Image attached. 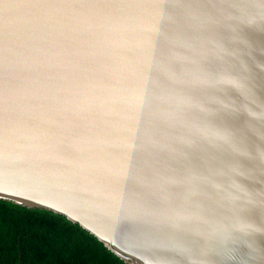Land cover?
<instances>
[{"label":"water","instance_id":"water-1","mask_svg":"<svg viewBox=\"0 0 264 264\" xmlns=\"http://www.w3.org/2000/svg\"><path fill=\"white\" fill-rule=\"evenodd\" d=\"M261 3L0 0V200L127 264H264Z\"/></svg>","mask_w":264,"mask_h":264},{"label":"trees","instance_id":"trees-1","mask_svg":"<svg viewBox=\"0 0 264 264\" xmlns=\"http://www.w3.org/2000/svg\"><path fill=\"white\" fill-rule=\"evenodd\" d=\"M0 264H127L65 216L0 200Z\"/></svg>","mask_w":264,"mask_h":264},{"label":"snow or ice","instance_id":"snow-or-ice-1","mask_svg":"<svg viewBox=\"0 0 264 264\" xmlns=\"http://www.w3.org/2000/svg\"><path fill=\"white\" fill-rule=\"evenodd\" d=\"M132 6V5H130ZM162 9H165L166 6L165 5H161L160 6ZM182 8H185V9H192V6H187V5H182L180 6ZM236 7H239L241 10H244V9H247V8H252V7H256V5H238ZM260 8L264 9V0H262V3L259 5ZM183 13L181 14H176V13H167L166 11H161V17L164 19V20H171L173 23H176V24H181L184 22L183 20ZM236 18H239V17H236ZM225 140H229L230 137L229 136H224L223 137ZM261 256L262 258H264V252L261 253Z\"/></svg>","mask_w":264,"mask_h":264}]
</instances>
